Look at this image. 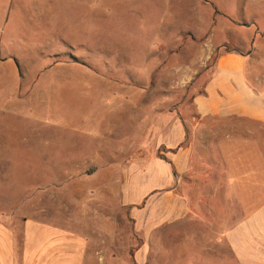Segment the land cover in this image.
I'll return each mask as SVG.
<instances>
[{
    "label": "rangeland",
    "instance_id": "obj_1",
    "mask_svg": "<svg viewBox=\"0 0 264 264\" xmlns=\"http://www.w3.org/2000/svg\"><path fill=\"white\" fill-rule=\"evenodd\" d=\"M226 52L247 55L264 88V0H0V213L44 209L85 229L114 215L115 243L98 254L94 241L90 264H194L202 241L188 225L146 243L138 216L154 218L161 193L146 183L162 157L157 117L189 120ZM104 156L113 169L96 166ZM107 178L116 197L104 204Z\"/></svg>",
    "mask_w": 264,
    "mask_h": 264
},
{
    "label": "crops",
    "instance_id": "obj_2",
    "mask_svg": "<svg viewBox=\"0 0 264 264\" xmlns=\"http://www.w3.org/2000/svg\"><path fill=\"white\" fill-rule=\"evenodd\" d=\"M254 46L257 51V39ZM248 64L249 57L238 52L220 55L203 92L193 98L196 113L189 120L161 114L153 128L162 157L147 163L146 183L156 181L161 193L155 194L154 218L140 212L138 230L146 243L154 232L159 244L162 235L173 237L188 225L195 243L202 241L194 264H264V131H255V124L264 127V88L253 84ZM212 121L223 122V128L206 126ZM146 131L147 123L141 129ZM141 138L129 146L141 144ZM109 159L104 156L96 166L113 169ZM102 184L107 188L95 200L114 202L113 180ZM137 193L123 198L130 202ZM113 216L85 229L82 220L69 228L71 219L44 209L28 216L0 213V264H90L94 241L98 254L110 238L115 243Z\"/></svg>",
    "mask_w": 264,
    "mask_h": 264
}]
</instances>
